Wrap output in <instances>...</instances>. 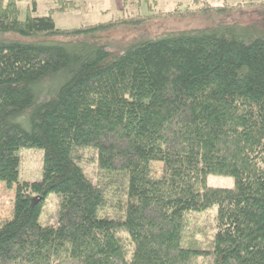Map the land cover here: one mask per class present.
<instances>
[{
	"label": "trees",
	"instance_id": "obj_1",
	"mask_svg": "<svg viewBox=\"0 0 264 264\" xmlns=\"http://www.w3.org/2000/svg\"><path fill=\"white\" fill-rule=\"evenodd\" d=\"M20 1L0 0V264H264V29L114 51L101 33L148 17L62 30ZM23 149L43 150L41 181H19Z\"/></svg>",
	"mask_w": 264,
	"mask_h": 264
},
{
	"label": "rangeland",
	"instance_id": "obj_2",
	"mask_svg": "<svg viewBox=\"0 0 264 264\" xmlns=\"http://www.w3.org/2000/svg\"><path fill=\"white\" fill-rule=\"evenodd\" d=\"M75 2V8L65 12L58 9L62 6L59 0H21L19 7L21 19L25 20L29 11L34 16H48L51 11L56 26L62 30H70L82 26L109 23L113 20L130 19L131 17H148L140 25H122L101 33L103 41L109 39L114 51L117 46L129 48L144 39H157L190 33L200 30L212 31L214 28L228 23L256 24L264 29V0H68ZM224 4L242 5L234 13H218L215 9ZM247 4L254 5L250 9ZM210 9L200 12L203 7ZM36 7V11H35ZM256 7V8H254ZM189 9V11H188ZM186 10L188 12H186ZM172 14V16H167ZM154 17V18H152ZM29 42L36 38L11 35L9 40ZM21 166L19 181L39 182L42 180L44 152L41 149H23L21 151ZM86 173L95 182L96 166L93 162L84 165ZM161 168L160 165H156ZM159 172V170H158ZM209 187L232 189L235 181L232 177L209 176ZM16 185L9 190L6 184H0V226L12 218L13 200ZM52 211V208H50Z\"/></svg>",
	"mask_w": 264,
	"mask_h": 264
}]
</instances>
